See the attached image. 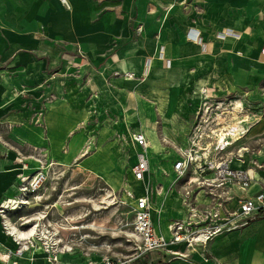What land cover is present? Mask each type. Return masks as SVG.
Instances as JSON below:
<instances>
[{"label": "crops", "instance_id": "obj_1", "mask_svg": "<svg viewBox=\"0 0 264 264\" xmlns=\"http://www.w3.org/2000/svg\"><path fill=\"white\" fill-rule=\"evenodd\" d=\"M66 1L70 8L69 1ZM70 1L80 2L78 7L75 4V9L80 11L78 21L64 20L68 12L65 3L59 0H0V118L6 115L2 114L3 108L15 100L17 91L30 88L35 94L43 95L41 89L48 88L54 78L64 74L70 63L79 61L81 65L91 66L89 68H98L99 74L107 77L122 73L124 79L135 82L137 80L128 77L127 72L134 76L137 73L143 75L145 65L147 67L153 58L155 68L160 70L155 78L177 66L179 74L190 83L186 84L177 101L172 99L166 104L170 112L175 111L177 122L185 123L178 132L172 129L177 141L167 131L171 136L167 139L175 145L186 143L194 114L205 96L218 100L238 99L243 103L247 109L243 124L249 130L240 145L248 140L251 130L264 121V0ZM168 13L171 14L167 20ZM154 18L160 21L151 23ZM191 30H195L197 36L191 37ZM148 79L145 75L144 80ZM194 82L198 88L202 86L199 91ZM185 106H188V112L185 118L180 119L177 112L184 110ZM133 132H142L150 140L145 129H135L130 135ZM257 135L260 137L255 143L260 147L251 152L248 147H243L246 151H243V162L235 159L231 163L233 167L248 170L257 181L244 191L233 186L230 192L234 197L230 206H236L238 198L253 197L261 189L259 181L264 180V131ZM158 137L162 144L161 137ZM127 145L123 160L131 171L136 157L132 146ZM161 149L155 152L149 148L154 184L161 186L164 192L166 188L163 195H154L153 203L156 199V206L160 205L162 211L159 213L153 208L152 217L157 231L170 237L169 223L173 219L184 218L186 210L179 198V188L173 184L175 174L172 167L177 152L174 150L170 160L166 158L158 165L155 155ZM256 162L262 163L263 167H255ZM8 170L2 172L7 173L5 175L0 172L3 181L0 204L20 193V188L14 186L15 182L6 184L7 179L32 177L35 173L25 169L20 172ZM164 170L167 173L164 174ZM142 193L143 189L137 195ZM168 201L176 204L175 207L169 205L171 212H168ZM21 212L7 210L4 223L10 221L14 225ZM6 245L3 251L11 254L15 248ZM147 255L151 257L149 264H264V217L251 220L241 229L216 236L204 248L189 250L186 258L167 255L164 251H153ZM88 258L81 257L77 250L60 255L63 264H89L91 259ZM0 264L53 263L43 248L36 246L26 248L19 259L11 256Z\"/></svg>", "mask_w": 264, "mask_h": 264}, {"label": "rangeland", "instance_id": "obj_2", "mask_svg": "<svg viewBox=\"0 0 264 264\" xmlns=\"http://www.w3.org/2000/svg\"><path fill=\"white\" fill-rule=\"evenodd\" d=\"M68 1L70 8L64 4L68 12L64 20H80V11L75 9V4L78 7L80 2ZM157 21L159 18H154L151 23ZM78 62L70 63L64 74L54 78L48 88H42L43 95L24 88L3 108L2 114L6 115L0 118V172L7 174L2 172L8 167V172L22 169L35 172L32 177L6 180V184L13 181L19 188L21 184L26 183L30 188V182H39V190L34 194L28 192L25 196L28 201L13 209L21 210L23 216L14 225L10 221L5 225L11 224L26 232L35 226L38 234L48 230V241L71 247L81 257H89L90 262L108 252L114 258H132V264H149V255L137 257L132 199L126 194V188L132 187L140 193L142 186L134 182L123 153L130 133L135 129L144 130L148 125L162 139L163 148L155 155V163L160 165L164 159L170 160L177 147L167 138L172 136L177 141L172 129L178 132L185 123H178L175 111L170 112L166 104L172 99L177 101L190 83L179 74L177 66L155 78V64L151 75L146 76L147 81L144 80L146 65L143 75L131 70L136 74L133 80L137 81L133 82L124 79L121 72L107 77L99 74L98 68ZM186 108L178 110L179 118H185ZM260 131H264V121L251 130L243 147H248L250 152L260 147L255 143ZM2 184L0 177V188ZM159 189L161 186L157 185L154 195ZM167 205L168 212L171 205L176 206L169 201ZM263 217L261 213L255 215L254 221ZM35 239L39 240L35 235L30 248H43L42 242L36 243ZM0 242V261L6 258L1 254L5 253L4 243H11L12 248L19 245L28 248L21 241L16 245L9 238L2 239L1 232ZM207 257L211 256L207 254Z\"/></svg>", "mask_w": 264, "mask_h": 264}, {"label": "built area", "instance_id": "obj_3", "mask_svg": "<svg viewBox=\"0 0 264 264\" xmlns=\"http://www.w3.org/2000/svg\"><path fill=\"white\" fill-rule=\"evenodd\" d=\"M190 36H197L195 30H191ZM246 111L238 99L218 100L205 96L202 100L194 114L186 143L176 145L177 157L172 167L175 174L173 184L179 188V198L186 215L182 219L171 220L168 225L170 237L157 231L152 217L157 186L150 167V141L142 132L130 135L127 144L132 146L136 157L131 165V172L135 180L143 183L141 195H137L133 188H126L127 196L132 199L130 207L137 257L153 251H164L167 255L186 258L194 246L204 248L216 236L243 228L264 209L263 179L259 181L261 189L253 197H240L236 206L229 205L234 197L230 192L233 186L243 190L257 181L248 170L231 165L233 158L243 161V145L239 143L248 132L243 124L246 121L243 118ZM255 167L261 168L263 164L256 162ZM163 173L167 171L164 170ZM38 183L30 182V188L26 183L21 184L18 197L4 200L0 204V213L4 215L7 205L8 210H13L23 204L22 201H28L26 194L38 191ZM46 232L41 231L36 237L42 242L47 258L53 264H63L60 255L74 250L71 247H60L59 242L48 241L50 238ZM34 241L38 242L36 239ZM32 243L29 240L27 247L30 248ZM171 246L178 248L173 249ZM19 249L17 253L21 255ZM132 260L114 258L104 252L98 261L89 264H132Z\"/></svg>", "mask_w": 264, "mask_h": 264}, {"label": "bare ground", "instance_id": "obj_4", "mask_svg": "<svg viewBox=\"0 0 264 264\" xmlns=\"http://www.w3.org/2000/svg\"><path fill=\"white\" fill-rule=\"evenodd\" d=\"M59 1H61V0H59ZM61 2H63V3H65V4H67V1L65 0V1H61ZM147 64V63H146ZM153 66H154V64H153V59L151 58L150 60H149V62H148V64H147V67H146V71H145V75L146 76H148V75H151V73H152V70H153ZM156 74L158 73V72H160V70L159 69H155V71H154ZM153 72V73H154ZM127 75H128V77H130L131 79H133V74H131V73H129V72H127ZM127 81V80H126ZM137 96V95H136ZM141 104V103H140ZM143 108L141 107V110H142ZM144 110V109H143ZM143 110H142V112H143ZM150 110V109H149ZM153 109H151V111H152ZM149 112V111H148ZM155 112V111H154ZM145 115V114H144ZM143 115V116H144ZM151 115H155V113L153 114H151ZM246 115V114H245ZM250 117V116H249ZM144 118V117H143ZM146 118V117H145ZM145 118H144V120H145ZM244 118V117H243ZM147 119V118H146ZM141 120V119H140ZM148 120V119H147ZM151 120V117H150V119H149V121ZM147 122V121H146ZM144 123V122H143ZM153 125V124H152ZM145 126V125H144ZM153 127H148V125L144 128V129H146L147 130V134H149V138H150V140H151V142H152V145H151V147L153 148V150L155 151V152H159L160 151V149H161V146H162V144H161V142H160V140H159V137H158V135H157V133H156V131L154 130V129H152ZM248 130H249V128H248ZM149 140V141H150ZM151 142H150V144H151ZM150 147V148H151ZM244 151V150H243ZM244 153V152H243ZM239 160V161H241L239 158H233L232 159V163H233V160ZM236 162H238V161H236ZM241 162H243V161H241ZM235 163V162H234ZM15 166V165H14ZM17 166H19V165H17ZM21 166V165H20ZM9 168V167H8ZM7 168V169H8ZM12 168V167H11ZM20 168V167H19ZM14 169V168H13ZM14 171H16V170H14ZM18 171V170H17ZM20 172V171H19ZM167 175V174H166ZM9 176V175H8ZM135 181H137V180H135ZM23 182V181H22ZM137 182H140V181H137ZM174 182V181H173ZM141 184H142V187H143V183L142 182H140ZM139 183V184H140ZM255 184V183H254ZM136 191V190H135ZM160 191H161V193H160ZM165 192H166V188H165ZM164 189L162 188V189H159V192L157 193V195H159V193L161 194V195H163L164 193ZM178 194H179V192H178ZM160 199H162V198H160ZM22 202H25V201H22ZM162 202V201H161ZM160 206V205H159ZM159 206H156V199H155V202L152 204V207L154 208V209H157V210H159V213H160V210L162 211V207H159ZM0 207H1V205H0ZM2 207H6L5 205H2ZM7 209H8V205H7V207H6ZM1 216L2 217H0V232H1V234H2V238H3V236H5V237H10L11 238V240L13 241V243H15L16 245L17 244H21L20 243V241L21 242H23V243H25V241L27 240V239H30V240H33V238L35 237V235H36V233H37V227H33V228H31L30 230H28L27 232L26 231H20V230H18V229H16L14 226H12L11 224L10 225H8V227L5 225V223L3 222V220H4V216L5 215H2L1 214ZM8 224H9V222H8ZM167 230H168V227H167ZM133 235L135 236V234L133 233ZM9 242V241H8ZM7 242V243H8ZM1 243L2 242H0V245H1ZM4 243V242H3ZM7 243H4V244H7ZM11 244V243H10ZM26 244V243H25ZM31 245H33V243L31 244ZM20 246V245H19ZM18 246V248H15V249H13V250H11V254H9V253H5V254H3V256L4 257H6L5 258V260H8L9 258H11V256H16V258L17 259H19V257H20V255L17 253L18 252V249L19 250H21V253L23 254V252H24V250L26 249V248H22V246H20L19 247ZM23 246H24V244H23ZM197 248H200L199 246H194L192 249L193 250H196ZM44 250V249H43ZM263 251V250H262ZM42 260V259H41ZM49 260V259H48ZM44 261V260H43ZM43 261H41V262H43ZM50 261V260H49ZM51 262V261H50Z\"/></svg>", "mask_w": 264, "mask_h": 264}, {"label": "trees", "instance_id": "obj_5", "mask_svg": "<svg viewBox=\"0 0 264 264\" xmlns=\"http://www.w3.org/2000/svg\"><path fill=\"white\" fill-rule=\"evenodd\" d=\"M260 213H261V214H264V209H262V210L260 211Z\"/></svg>", "mask_w": 264, "mask_h": 264}]
</instances>
